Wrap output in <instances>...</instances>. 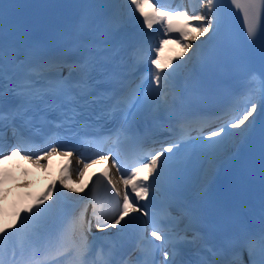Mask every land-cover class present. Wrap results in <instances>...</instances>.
Here are the masks:
<instances>
[{
  "label": "snow or ice",
  "instance_id": "6c2138e0",
  "mask_svg": "<svg viewBox=\"0 0 264 264\" xmlns=\"http://www.w3.org/2000/svg\"><path fill=\"white\" fill-rule=\"evenodd\" d=\"M150 2L96 0L68 22L40 25L17 11L28 5L0 4V159L23 154L40 162L58 151L71 157L94 140L136 153L121 173L122 200L105 173L113 205L106 218L98 208L100 179L79 195L83 189L64 183L69 161L63 169L69 175L24 209L19 225L0 227V264H264V123L257 126L264 115V0H230L243 12L246 38L225 34L215 49L208 45L226 24L225 0H195L203 13L164 8L161 0L146 12ZM124 7L138 12L149 31H129L138 18ZM174 15L186 23L177 27ZM173 33L191 52L165 71L158 53ZM148 63V74L138 76ZM202 69L241 74L244 87L217 92L198 78ZM245 147L232 185L213 191L215 170ZM110 156L120 171L118 155L99 159ZM201 157L211 164L195 194L186 195V177ZM93 227L104 235L97 237ZM53 254L55 261L46 259Z\"/></svg>",
  "mask_w": 264,
  "mask_h": 264
},
{
  "label": "bare ground",
  "instance_id": "6f19581e",
  "mask_svg": "<svg viewBox=\"0 0 264 264\" xmlns=\"http://www.w3.org/2000/svg\"><path fill=\"white\" fill-rule=\"evenodd\" d=\"M193 31H194V29H193ZM186 39H189V40H190L191 38L189 37V38H186ZM186 54H187V53L184 52V57L186 56ZM84 160H85V158H82V157H80V156H78V155H76V154H73V155L71 156V159L69 160V161H71V168H72L71 176H70V179L64 181V183H66V184L69 185V188H72V187L78 188V187L76 186V184H77L76 182H77L81 177L77 174V169L81 170V167H82V165H83V163H84ZM33 161H34L37 165H40V162H41V161H40V162H37V161L35 160V158H33ZM69 161L67 162V164H65V165L62 167L61 172L64 171L63 169L65 168L66 165L69 164ZM64 172H65V175H69L68 172H66V171H64ZM57 176H58V175H57ZM74 176H77V179L75 180V183H74V181H72V178H73ZM109 177H110L112 183L115 184L116 188L120 190V194H122V193H123L122 183H121L120 181H118L117 177H116L113 173H110V174H109ZM37 178H39V179H41V178L44 179L45 176L42 175V174H40V173H38V174H37ZM62 179H63V177H59V182H60ZM97 180H98V179H91V178L88 179V183H87L83 188H81V189H83V192L79 193V195L87 196L88 193L90 192V190H91V189L93 188V186L96 184ZM100 181H101V183H100L99 187L97 188V195H98V194H103V193H105V194L108 193V192L110 191V186L107 185V179H106L105 177H101ZM57 182H58V181L56 180V184H57ZM58 184H59V183H58ZM6 188H7V185H4L2 191H0V207H1L2 204L4 203V202H3V199H4L5 194H6V192H5V189H6ZM65 192H66L68 195H72V193H71L68 189H66ZM0 212H1V211H0ZM8 217H9V216H6V217L3 216V217H2V219L0 220V226H1L2 224H5L6 222L8 223V227H9L10 225L15 224V223H13L12 219H9ZM93 223H95V221H93ZM92 231H93V232H94V231L96 232V231H98V230H97L95 227H93Z\"/></svg>",
  "mask_w": 264,
  "mask_h": 264
},
{
  "label": "rangeland",
  "instance_id": "374dc122",
  "mask_svg": "<svg viewBox=\"0 0 264 264\" xmlns=\"http://www.w3.org/2000/svg\"><path fill=\"white\" fill-rule=\"evenodd\" d=\"M64 176H66L65 175V172L64 171H62V172H60V177H63L64 178ZM77 179V176H74L73 178H72V181H74V183H75V180ZM51 198L52 197H49V202H50V200H51ZM8 212H10V213H8L9 215V219H12V221H13V223H15L16 225H19V221H18V218H17V216H18V213H19V210H15V208L13 207V208H9L8 209ZM7 215H5L4 217H6ZM2 217L3 216H1L0 215V220L2 219ZM0 227H8V223L6 222L5 224H2ZM97 232V231H96ZM96 232L94 231V233L96 234ZM97 233H99V231L97 232ZM48 260L49 261H55L56 260V256H55V254H53V255H50V257L48 258Z\"/></svg>",
  "mask_w": 264,
  "mask_h": 264
}]
</instances>
